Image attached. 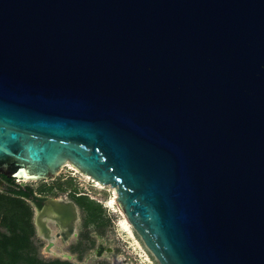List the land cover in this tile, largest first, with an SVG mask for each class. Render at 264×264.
Here are the masks:
<instances>
[{
	"label": "water",
	"instance_id": "95a60500",
	"mask_svg": "<svg viewBox=\"0 0 264 264\" xmlns=\"http://www.w3.org/2000/svg\"><path fill=\"white\" fill-rule=\"evenodd\" d=\"M68 163L160 264H264V0H0V175Z\"/></svg>",
	"mask_w": 264,
	"mask_h": 264
},
{
	"label": "rangeland",
	"instance_id": "374dc122",
	"mask_svg": "<svg viewBox=\"0 0 264 264\" xmlns=\"http://www.w3.org/2000/svg\"><path fill=\"white\" fill-rule=\"evenodd\" d=\"M73 165L68 163L59 172L56 180H50L45 184L47 187L63 184L67 189L65 191L55 189L53 194L48 197L62 199L73 202L71 191L77 189L78 193L85 194L104 209V217L99 224L92 223L86 225L87 215L82 208H77L78 219L75 224V231L68 239L63 240L59 234V228L52 221L49 222L53 230V243L49 244L43 235L39 234L37 243L40 251L37 256L43 260L61 259L70 261L73 264H160L152 252L147 248L141 237L134 231L131 237L122 230L121 224L125 219V213L116 199V190L111 186L101 188L94 178L88 179L72 168ZM70 182L73 186H70ZM17 183L31 185L37 192L44 185V182L31 183L17 180ZM1 190L6 189V185H0ZM81 241L82 247L79 251H74ZM46 247V245H48Z\"/></svg>",
	"mask_w": 264,
	"mask_h": 264
},
{
	"label": "trees",
	"instance_id": "16d2710c",
	"mask_svg": "<svg viewBox=\"0 0 264 264\" xmlns=\"http://www.w3.org/2000/svg\"><path fill=\"white\" fill-rule=\"evenodd\" d=\"M4 179L6 189H0V264H71L44 262L36 255L33 240L36 235L33 202L40 200L37 195L47 196L55 189L65 191L67 188L61 183L47 187L44 182L37 192L31 185L17 183L15 178L4 176ZM70 186H73L71 182ZM77 193V189L72 190V197L87 215L85 224H99L104 220L102 205L85 194L77 197Z\"/></svg>",
	"mask_w": 264,
	"mask_h": 264
},
{
	"label": "flooded vegetation",
	"instance_id": "af4514ba",
	"mask_svg": "<svg viewBox=\"0 0 264 264\" xmlns=\"http://www.w3.org/2000/svg\"><path fill=\"white\" fill-rule=\"evenodd\" d=\"M56 179H54V180H56ZM6 184H7V182L4 179V175H0V185H6ZM71 194H72V191H71ZM76 195H77V197L82 196L81 193H77ZM37 196L40 200H38L37 202H33V206H34V210H35L34 224L36 227V235L33 238V240H34V245L36 248V255L40 251L39 250L40 246L37 243L38 242L37 237L39 234L43 235L47 240H49L50 241L49 244L53 243L51 240L54 238V234H53V230L51 229V227L49 225V222L52 221L56 224V226L59 228V231H60L59 234L61 235L62 239L66 240L75 231V224H76V220L78 219L77 208L78 207L82 208L76 199H74L73 202H70V201H64L62 199H56V198L54 199L52 197H48L49 195L43 196L40 194ZM56 202H58V204ZM71 205L75 207V212L77 214V217L72 216V219H69L65 222H63L62 220L56 219V216H55V213L53 212V209L60 208L62 206H71ZM71 226H72V228H71ZM49 244L46 245V247H48ZM81 247H82V244L80 241L78 243V246H76L74 248V251H76V252L79 251ZM43 261L47 262V263L61 261L64 263L68 262V263L73 264L70 261H67V260L63 261L61 259L43 260Z\"/></svg>",
	"mask_w": 264,
	"mask_h": 264
},
{
	"label": "bare ground",
	"instance_id": "6f19581e",
	"mask_svg": "<svg viewBox=\"0 0 264 264\" xmlns=\"http://www.w3.org/2000/svg\"><path fill=\"white\" fill-rule=\"evenodd\" d=\"M70 165H72V164H70ZM72 168L77 170L78 173H81L83 177L88 178V179H92L91 176H89V175H87L85 173H82L75 166H72ZM96 182L98 183V185L101 188H104V186L101 183H99L98 181H96ZM116 199H117V193H116V196H115V198L113 199V201L111 203L112 204L115 203ZM56 203L58 204V202H56ZM53 212L55 213L56 219L62 220L63 222H65V221H67L69 219H72V216H76L77 217V214L75 212V208L72 205L71 206H62L60 208H55V209H53ZM121 227H122V230L124 232L128 233L131 237L134 236V233L132 231V225L130 224V222L127 219L126 216H125V219L122 221ZM71 228H72V226H71ZM116 263L117 264H121L120 262H116Z\"/></svg>",
	"mask_w": 264,
	"mask_h": 264
}]
</instances>
